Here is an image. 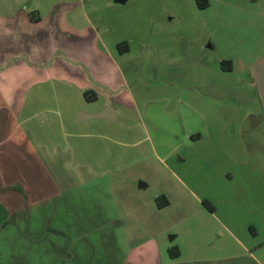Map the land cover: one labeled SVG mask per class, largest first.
I'll return each instance as SVG.
<instances>
[{"label":"rangeland","instance_id":"obj_1","mask_svg":"<svg viewBox=\"0 0 264 264\" xmlns=\"http://www.w3.org/2000/svg\"><path fill=\"white\" fill-rule=\"evenodd\" d=\"M145 1L151 6L152 15L143 29L115 28L117 38L133 39L136 55L142 54V60L120 63L123 70L130 68L127 76L132 78L138 104L137 112L127 114L128 122H138L140 127L132 128V134L126 135L127 128L105 124L96 136L73 139L85 145L79 154L80 162L99 170L120 169L123 176L107 175L8 215V225L0 228V263L124 264L130 247L128 235L152 232L157 234L162 253L178 264L204 259L211 252L215 254L210 257L214 262L199 264H252L224 225L209 214L213 208L225 226L253 248L252 252L264 263V228L241 204L257 200L261 192L264 198V112L258 93L254 98L242 86L241 104L245 105L246 120L253 129L243 131L232 124L229 148L237 147L235 152L239 155L229 156L231 160L224 165L223 155L214 149L219 147L216 141L206 134L196 140L204 131V122L186 107L187 94L181 102L170 100L169 95L191 83L202 87L206 82L202 67L208 66L202 61L209 57V67L217 75L213 81L217 93L232 89L231 94L212 97L216 117L223 119L221 114L227 106L231 110L241 106L235 88L226 85L227 77L220 73L218 60L231 61L239 73L254 58L264 57V0ZM175 50L183 57L184 66H162L160 59L175 55ZM162 75L166 83H177L166 85ZM243 82L240 79L239 85ZM234 111L232 120L238 123L243 116ZM116 138L120 144L114 141ZM167 167L191 175L189 179L204 196L203 202H215L211 203L213 208L204 205L182 216L175 205L160 216L142 208L143 201L149 202L160 191L167 192L174 202L179 199ZM224 168L232 169V193H238L233 200L229 196L228 207L218 203L220 185L214 181L216 169ZM171 249H176L177 257L170 255ZM223 257L226 262L220 260Z\"/></svg>","mask_w":264,"mask_h":264},{"label":"crops","instance_id":"obj_2","mask_svg":"<svg viewBox=\"0 0 264 264\" xmlns=\"http://www.w3.org/2000/svg\"><path fill=\"white\" fill-rule=\"evenodd\" d=\"M125 15L128 19L126 25L123 22ZM151 15V6L145 0H127L122 4L114 0H0V204L8 215L51 195L72 192L107 175L123 176L120 169L99 170L80 162L82 156L79 154L85 145L73 139L96 136L105 124L127 128L126 135L132 134V128L140 127L138 122H128L127 114L137 112L138 104L132 78L127 76L130 68L125 71L120 63L142 60V54L136 55L133 39L117 38L118 31L115 28L122 26L134 30L138 27L140 31L146 22H150ZM119 43H126L127 50L120 52L117 48ZM144 46L145 43H142L141 47ZM261 59L264 61V57H257L246 66L243 64L246 68L239 73H236L234 64L230 71L221 68L220 73L227 77L226 85L235 88L240 104L244 102L242 86L247 87L254 98L257 96L253 66ZM159 62L162 66L175 69L185 64L176 50L175 55H168ZM202 63L208 65L202 67L206 81L204 85L201 87L199 83H191L181 86L183 88L180 91L169 92L170 100L181 102L187 94L189 101L186 107L204 122V131L197 135L196 140L199 141L206 134L216 141L219 147L214 149L225 158H222L224 165V162L231 160L229 156L237 155V147L234 150L229 148L232 124L243 131L253 129V125L246 120L248 113L242 104L237 109L233 107V110L227 106V110L223 109L221 114V117H225H216L212 97L221 93L231 94L232 89L224 88L223 92L217 93L213 82L217 75L215 69L209 67L210 58ZM174 74L177 78L180 75ZM162 79H166L164 75ZM240 79L244 82L239 85ZM86 91H93L97 99L87 102L84 98ZM105 108L115 113V122L80 121V114L85 113L86 116ZM234 110L243 116L238 123L232 120ZM261 140L264 144V137ZM114 141L121 143L118 138ZM167 168L172 188L179 199L175 203L167 192L160 191L155 194L154 200L143 201L142 208L146 207L151 211L149 213L154 212L159 216L170 212L173 205L180 208L179 216L203 208L204 196L191 183V175ZM232 173V169L226 168L215 171L214 181L220 185V198L217 201L226 207L231 205L229 196L233 200L238 195H235L234 190L232 193ZM15 186L20 187L24 194L11 189ZM140 187L144 188L145 185ZM254 192L257 194L256 189ZM159 195L164 196L168 202L162 208L155 202ZM256 197L257 200L242 201L241 204L264 228L262 192ZM209 214L216 222L224 225L226 233L243 251V256L251 260L252 264H264L252 252L253 248L244 244L216 216L214 208ZM259 232L257 230L255 235L258 236ZM128 238L130 247L125 253L124 264H178L167 253H162L157 234L133 232ZM209 254L204 259L179 264L214 262V258L210 257L215 254ZM220 260L227 261L225 257Z\"/></svg>","mask_w":264,"mask_h":264},{"label":"water","instance_id":"obj_3","mask_svg":"<svg viewBox=\"0 0 264 264\" xmlns=\"http://www.w3.org/2000/svg\"><path fill=\"white\" fill-rule=\"evenodd\" d=\"M127 0H114L117 4H122ZM253 75L255 80L256 89L260 98V102L262 105V109L264 112V61L261 59L253 66ZM80 114V121L83 120H106L110 122H115V113L112 112L110 109L105 108L99 112L93 114ZM86 118V119H83Z\"/></svg>","mask_w":264,"mask_h":264},{"label":"trees","instance_id":"obj_4","mask_svg":"<svg viewBox=\"0 0 264 264\" xmlns=\"http://www.w3.org/2000/svg\"><path fill=\"white\" fill-rule=\"evenodd\" d=\"M207 6V3H205L204 7ZM117 48L120 52H124L125 50H127L126 48V43H119L117 45ZM221 68L225 71H230L231 68H232V64H231V61H228V60H224L221 62ZM258 93V92H257ZM259 97V95H258ZM84 98L87 102H93L97 99V96L96 94L93 92V91H86L84 92ZM260 100V98H259ZM261 104V102H260ZM262 107V105H261ZM263 110V109H262ZM11 189H14L16 191H18L19 193H21L22 195L24 194L22 189L20 187H11ZM157 206L159 208H162L164 206H166L168 204L166 198L164 196H160L158 198H156L155 200ZM205 206L207 208H209V205L207 204V202H204ZM8 212L7 210L0 204V228H5L7 225H8ZM173 251V252H172ZM170 255L172 257H177L178 256V252L176 251V249H171L170 251ZM2 264V263H0Z\"/></svg>","mask_w":264,"mask_h":264}]
</instances>
